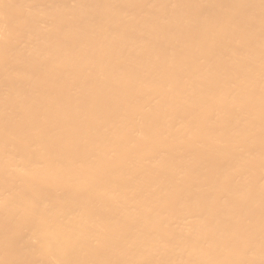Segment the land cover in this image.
I'll return each mask as SVG.
<instances>
[{"label":"bare ground","instance_id":"bare-ground-1","mask_svg":"<svg viewBox=\"0 0 264 264\" xmlns=\"http://www.w3.org/2000/svg\"><path fill=\"white\" fill-rule=\"evenodd\" d=\"M0 264H264V0H0Z\"/></svg>","mask_w":264,"mask_h":264}]
</instances>
